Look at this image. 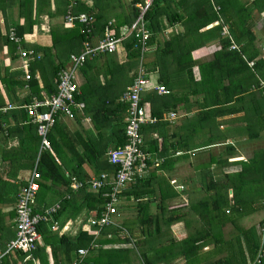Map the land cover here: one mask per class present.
I'll return each mask as SVG.
<instances>
[{
	"label": "crops",
	"instance_id": "1",
	"mask_svg": "<svg viewBox=\"0 0 264 264\" xmlns=\"http://www.w3.org/2000/svg\"><path fill=\"white\" fill-rule=\"evenodd\" d=\"M73 1L75 2V0ZM147 1L144 0L143 4L138 5L140 14ZM210 1L214 10H220L222 7L223 18L221 21L207 26L208 29L202 31L219 25L222 28L219 36L224 37L230 33L233 41L238 38L240 43H235V45L240 51L232 50V52L238 53L242 61L232 60L230 57L218 61L215 57L216 54L221 52V44L218 39L211 40L208 44L191 53L192 59L197 62V66L192 69V80L188 79L187 76L183 78V75H179L180 84L173 91L171 90L168 95H159L153 89L144 92L141 97L142 104L150 116L151 105L148 98L151 92L154 91L159 96L168 99L166 101L167 105L161 107V109L163 108L161 118L154 117L156 119L154 123H146L141 128L143 149L150 156L145 175L147 179L155 175L158 181L155 187L162 189L161 193L155 190L152 194L146 214L152 218L158 216V237L162 235L160 236L162 244L169 246L175 242L179 246L176 247L177 251H174L175 255L168 251L165 254L166 259L161 256L160 259L151 258L148 261L150 264H216V262L230 264V260L227 261L228 255L232 250L240 255L241 248L246 257V263L253 264L248 260L242 236L240 235V242L236 238L237 234L250 228H254L257 233L258 226L264 217V208L262 207V204H264V78L252 71V69H255L256 63L260 60L264 61V0H241L242 4L239 3V0ZM55 2L60 3V1L51 0L50 10L54 15L53 17L39 16L32 32L19 37L21 38L19 45L13 43L16 46L15 54L8 49V46L3 45V42L7 38L6 34L9 29H15L17 24L22 25L24 21L19 19L16 6L7 8L4 12L0 10V75L4 74L5 69H8L11 73L21 71L23 73L22 77H25L26 72L30 75L29 69L33 63L40 61L41 53L34 52L37 57L22 59L19 56V49L33 51L35 46H49L51 43L49 35L53 26L62 25L64 28H69L64 22L69 4L66 8H62L57 6ZM82 2L88 7L93 4V0H82ZM72 12L74 13V9H72ZM114 12V14L110 12L109 15L111 23H114L112 17L120 13L121 9L116 8ZM163 24L166 28L163 29L161 38L165 40H168L171 35H177L183 31V26L179 21L169 24L167 20L163 19ZM124 28L125 26L120 28V32ZM100 38L96 35L94 41ZM246 44L247 49L243 51L241 48L245 47ZM114 53L119 55L120 61L124 60L125 53L122 47ZM155 54V46L147 48L145 53H141L138 66L129 74L132 77V83L141 67L153 86L164 85L163 82H161L162 84L159 82V78L162 77L165 80L169 73L164 76V74L159 73L158 67L153 69V63L158 61ZM213 61H217L219 68L223 70L221 73L223 76L220 75L218 79L221 87H214L212 79H208V83L203 84L205 87L209 86V89L206 90L209 98L205 101L203 96L198 94L202 89V85L199 84L201 76L198 65ZM145 63L150 64L151 67H144ZM250 63L254 65L250 66ZM164 68L167 69L166 71H173L175 67L170 63L168 67L166 65ZM259 68L263 74L264 69ZM76 82L79 95L80 87L83 84L81 70L78 71ZM237 92L238 95L232 96ZM27 93L28 87L25 85L18 97L21 99ZM0 95L7 102L6 91L1 84ZM48 96L46 95L44 100ZM120 98L121 96L119 101ZM20 108H25V106ZM14 109L19 108L8 104L2 109V112ZM155 110L157 112V109ZM172 113L175 114L173 119L170 115ZM28 116L31 120V116L29 114ZM17 121L5 118L1 124L2 128L11 127ZM60 121L65 125L68 134L74 141L76 151L82 154L84 147L78 143L79 136L86 139L90 137L89 131H93L91 120L85 115L84 109L75 110L72 118L62 116ZM18 135V133L7 135L4 131H0V172L8 169V163L1 161V154L18 148L20 138V135ZM110 150L113 149H109L107 153ZM63 151L64 164L71 168L74 165V162H71V155L66 149ZM56 161L58 164L61 163L57 158ZM83 169L89 175V181L103 173L100 175L95 174L94 165L85 164ZM12 175V179H8L9 185L13 184L15 186L19 185L24 177L30 178L31 173L15 172L14 169ZM65 175L68 176V173H65ZM76 181L75 178H72L70 188L73 192L79 189L77 186L79 182ZM239 185L241 186L240 191L237 190ZM225 186H231V188L225 192ZM221 187L223 188L221 189ZM127 189V186L124 187L123 195L120 196V208L116 218L129 215L126 219L128 220L137 216L135 208L137 201L131 196L125 195V192L129 191ZM87 190L92 191L90 188ZM151 190L153 191V187H151ZM197 193L200 194L199 197ZM235 193L236 199L245 202L246 200L257 202V205H253V210L249 209V214H244L243 217L235 214V217H240V219L233 222V220L226 218V216H232L231 209L221 203L217 206L214 202L219 198L224 199V201L225 199L234 201L235 199L232 196ZM17 196L18 193L16 198ZM64 197H67L64 190L52 186L51 194L46 195L44 204H41V199L38 203L34 200L33 209L38 213L55 205H60L61 209V202ZM15 205L12 208L15 209ZM77 207L78 205L71 207L55 219L54 215L60 211L59 209L46 221L41 222L44 223V229H42V232H38L40 237L38 247H45L47 264H81L83 258L88 254L87 251L85 256H81L78 251L87 249L79 248L71 252L72 259L71 262H68L69 248L66 243H60V238L66 237L67 240L75 242L80 232H86L90 236H98L100 231L89 225L91 217L88 215V210L83 208L78 211ZM12 208L9 206L2 208L1 211L7 213ZM229 211L231 212L229 213ZM120 213L122 215H119ZM15 218L11 220L12 238L9 241L15 237ZM116 218L114 227H121ZM175 218H178V220H174L170 225L165 222L167 219ZM201 226L205 227L202 233H200ZM138 227L136 224L132 228L134 235H140ZM146 230L155 233L156 224H149ZM215 236L218 238H215ZM108 237L110 238V236ZM187 237H191L189 246L182 244ZM134 240L132 239L131 243L126 245H113H119L120 248L130 250L132 246L137 245ZM9 241L2 245L4 249H1L0 246V254L4 252ZM113 245L108 246L112 248ZM141 247H143V251L147 249V253L152 249L150 246L144 248V245H142ZM91 248H97V245L92 244ZM189 248L192 249V257L190 262H187L184 253ZM130 256L127 255L122 264H141L138 260H131ZM239 260L240 264H243L242 259ZM25 261V258H20L19 252H10L2 258L1 264H25ZM32 264L41 263L34 258Z\"/></svg>",
	"mask_w": 264,
	"mask_h": 264
},
{
	"label": "trees",
	"instance_id": "2",
	"mask_svg": "<svg viewBox=\"0 0 264 264\" xmlns=\"http://www.w3.org/2000/svg\"><path fill=\"white\" fill-rule=\"evenodd\" d=\"M55 1H60V3H55L62 8H66L69 4V0ZM143 1L144 0H128L123 4L121 0H93L92 6L88 7L82 0H75L76 6L73 8L74 14L86 13L93 17L92 33L90 35L81 33L83 27L78 22H75L72 28H64L62 25L53 26L50 31V45L46 47H33V51L35 53H41L42 57L40 61L31 65L29 69V80L26 81L25 77H22L23 73L21 71L11 73L8 69H5L4 74L0 75V84L5 89L7 96L6 102L0 95V131H4L7 135H16L17 133L20 135L18 148L2 152L1 154V161L8 163V169L0 172L1 249H4L2 245L12 238L11 220L15 218V209L14 207L12 208V206L16 203V194L29 179L24 177L19 185H9V180L12 179V171L14 169L15 172L21 171L26 172V174L32 173L33 169H36L38 173L37 184L39 192L34 200L37 201V203L41 199V204H44L46 195L51 194L52 186L61 188L67 193V197L62 199L60 211L54 215L55 219H57L62 212L69 210L75 205H78V211L86 208L91 218L97 219L100 217L106 204V198L103 194L108 191L110 187L106 186L99 191L92 190L90 192L87 190L89 188L88 184L90 182V177L84 171L83 166L85 164L94 165V169H96L94 173L98 175L102 172L107 173L108 180L112 179L115 175L117 167L110 165L105 155L109 149H116L126 143L125 131L127 123L125 119L128 105L119 101V97L126 87L132 83V77H130L129 74L139 64L138 60L141 55L140 39L131 35L121 43L125 53L124 60L120 61L116 55L117 53L101 54L95 56L93 59L86 60L83 67L80 69L83 84L80 87V94L78 95L77 92L75 96V101L84 105V113L91 120L93 127V131H89L90 137L86 139L81 138L79 134L76 133L79 136L78 143H80V146L84 147V152L82 154L76 151L74 141L68 134L65 125L60 121V117L64 115L59 114L48 133L51 151H43L39 157H37L40 138L36 132V125L29 119L25 111L26 109L20 107H26L34 99L42 101L46 95L56 92L58 75L60 71L66 67L69 55L78 53L82 48V42L85 40L91 42L90 39L92 36L98 35L101 38L103 37L104 30L108 27V23L111 19L109 15L112 9H121L120 13L112 17L114 23L112 22L108 27L109 34L113 37H118L120 28L124 26L130 27L140 15V8L138 5L143 4ZM116 2L119 7L115 6ZM13 6L17 8L19 19H23L24 21L22 25L17 24L15 26L14 30L18 37H22L26 33H31L39 16L47 15L50 18L54 16L50 10L51 0H0V10L2 12ZM213 9L210 0H152L150 6L144 12L143 22L145 28L151 34L145 45L146 50L147 48L155 46V57L158 61L154 62L152 67L153 69L158 67V71L161 75L164 74V76H166L169 73L165 80L160 77L159 82H163V86L170 92L180 84L179 75H183V78L187 76L188 79L192 80V69L197 66V62L192 59L191 53L208 44L211 40L218 39L221 44V52L216 54L215 57L218 61L225 60L227 57H230L232 60H241L238 53L232 52V50L235 49H231L233 44L240 43L238 38H235L236 41H233L230 33L224 37L219 36L222 30L219 25L204 32L202 31L206 29L207 26L219 21V16ZM163 19L167 20L169 24L179 21L183 26V31L177 35H171L168 40L161 38L163 29L166 28L163 24ZM3 45L8 46V49L15 54L16 46L10 42L8 38L4 39ZM241 49L246 51L247 44ZM170 63H172L175 68L173 71H166L167 69H165L164 66L167 65L168 67ZM143 66L151 67L150 64L147 63ZM198 66L201 76L199 84L202 85V89H200L198 94H201L206 101L209 98V94L206 91L209 89V86L205 87L203 84H207L208 79L211 78L216 82L214 77L209 75L214 71V67H216V71H218L220 66L217 61L205 63L203 65L200 64ZM259 67L264 69V61L260 60L255 65V69L257 71L259 69V74L264 78V72L262 74ZM163 71L165 72L163 73ZM219 72L222 73L223 70L220 69ZM170 82L172 83L170 84ZM25 85L28 87V93L20 99L18 96L21 91H23ZM217 85L221 87L219 83ZM235 95H238V92L232 96ZM166 101H168L167 98L159 96L154 91L151 92L148 102H150L151 105L152 118H161L163 113V108L161 109V107L162 105L164 107L167 105ZM141 103L143 102L141 101ZM8 104H12L19 109L9 110L3 113L2 109ZM155 109H157V112ZM75 110L78 109H72L73 114ZM5 118L18 121L15 124L13 123V126L3 129L1 124ZM65 149L69 151L71 155V162H74L71 168L67 167L63 161L62 153ZM13 157L15 158L11 159ZM56 158L61 161L60 164L57 163ZM65 173H68V176H66ZM72 178H75L77 180L76 182H79L77 183L79 189L76 192H73L70 188ZM156 184H158V181L155 175L147 179L144 173V175L140 177L135 176L133 182L127 185V190L129 191H127V193L125 192V195L131 196L137 201L135 205L137 211V225L139 226L138 228L143 240L146 237H158V216L152 218L146 214L152 194H154L155 190L160 193L162 192L160 187L159 189L155 187ZM151 187H153V191ZM222 188L223 187H221V189ZM229 188H231V186H225L224 191L227 192ZM240 189L241 186L239 185L237 190L240 191ZM235 196L236 193L232 196L235 200L230 201V205L228 204V200L225 199L224 201V199L220 198L217 199L214 204L218 206V204L224 202L227 206L234 209L237 216L243 217L244 214H249V209L253 210L251 202L238 200ZM9 206L12 208L11 211L7 213L1 211L2 208ZM262 207L264 208V204H262ZM231 211H229V213ZM263 219L264 217L262 220ZM46 220L47 219H45V221ZM174 220H178V218L167 219L165 222L167 225H170ZM151 223L156 224L155 233L146 230V227ZM42 229H44V223L38 225V232H42ZM99 231L98 236H90L86 232H80L75 242L67 240L66 237L60 238L61 244L66 243L68 245V250L70 252V254H67L69 256L68 262H71L72 259L71 252L79 248L88 250V254L83 258V264H122L124 258H126L127 255L130 256L131 253H133V255L136 254V258L140 260L141 264H150L148 262L149 259L155 258V256L151 254L149 257L145 256L143 250L137 245L134 248L136 251L132 249L103 247L113 244H130L133 239L132 235H134L132 229L125 230L121 227L109 226ZM240 235L245 244L248 260L250 263H253L259 250L258 234L255 232L254 228H250L242 231ZM108 236H110V238ZM237 241L240 242L239 237ZM92 244H96L97 248H91ZM182 244L189 246L191 244V237H187ZM191 250L192 249L189 248L187 252L184 253L187 262H190L192 257ZM19 256L23 259L26 255L19 252ZM34 258L38 259L41 264H47L44 246L37 247V249L31 253V257L25 261V264H32ZM227 258V261L230 260V264H240L239 259H242L243 264H247L242 248L240 250V255L232 250ZM219 263L220 262H216V264ZM260 264H264V257Z\"/></svg>",
	"mask_w": 264,
	"mask_h": 264
},
{
	"label": "built area",
	"instance_id": "3",
	"mask_svg": "<svg viewBox=\"0 0 264 264\" xmlns=\"http://www.w3.org/2000/svg\"><path fill=\"white\" fill-rule=\"evenodd\" d=\"M151 2L152 0L147 1L141 14L136 18L134 23L130 27H125L118 37H113L109 34L108 27L112 24L109 22L102 38L94 41L95 36H92L90 39L91 42L83 41L82 49L78 53L71 54L67 66L60 71L56 93L49 95L46 100L39 101L34 99L25 107L31 116V122L36 125V132L40 138L38 157L43 151H51L48 133L57 116L62 114L68 118H72V109L83 110L84 108L83 104L75 101V96L78 92L76 77L86 60L94 58L97 55L116 52L119 45L131 35L140 39L141 53L146 52L145 45L151 34L145 28L143 14ZM74 6L75 2L71 0L64 16L65 25L72 28L75 22H78L83 27L81 33L90 35L93 29V17L86 13L74 14L72 12ZM6 36L10 42L16 45L21 43V38L16 35L14 29H9ZM236 48L234 44L231 46V49ZM19 56L22 59L37 57L34 51L22 49H19ZM250 66H253V64L250 63ZM25 79H30L28 72L25 73ZM153 89L159 95H168L170 93L163 85L153 86L151 80L146 77L144 69L140 67L132 85L121 95L120 101L128 105L125 119L127 123L125 131L126 143L107 153L108 163L117 167L114 177L108 180V174L102 173L99 177L90 180L88 184L89 188L93 191H99L106 186L110 187L103 194L106 198V204L100 217L97 219H89V225L93 228L101 230L102 228L116 225L115 218L118 215L120 196L124 187L132 183L135 176L140 177L144 175L148 169L150 156L143 149L141 127L146 123H154L156 119L152 118L145 110L144 105L141 103V97L144 92ZM170 115L172 119L175 117L173 113ZM37 179L38 173L34 168L28 182L18 192L17 203L15 205V237L7 243L4 252L0 254V264L2 258L10 252L25 254V260L30 258L31 253L37 249L40 241L38 225L60 209V205H55L41 213L34 211L33 202L39 190ZM257 234L259 250L253 264H260L264 257V219L258 226ZM78 253L81 256H85L87 251L79 250Z\"/></svg>",
	"mask_w": 264,
	"mask_h": 264
},
{
	"label": "rangeland",
	"instance_id": "4",
	"mask_svg": "<svg viewBox=\"0 0 264 264\" xmlns=\"http://www.w3.org/2000/svg\"><path fill=\"white\" fill-rule=\"evenodd\" d=\"M122 1V3L124 4V3H126L127 2V0H121ZM215 3H217L216 1H215ZM239 3H241L242 4V1L241 0H239ZM218 4V3H217ZM213 5V4H212ZM115 6L116 7H119V5H118V3L116 2L115 3ZM221 9H222V7H221ZM214 10V9H213ZM215 11L217 12V15L219 16V21H221V19L223 18V14H224V12L222 11V10H219V9H215ZM219 11H222V12H219ZM215 12V13H216ZM219 12V13H218ZM233 12H235V11H233ZM247 12V11H246ZM115 12H114V9H112L111 10V14H114ZM222 13V14H221ZM228 15L231 17V15L228 13ZM225 17H226V15H224ZM241 16V15H240ZM213 28V27H212ZM206 29H208L207 27H206ZM221 35V34H220ZM228 35V34H227ZM50 36V35H49ZM235 45V44H234ZM236 46V45H235ZM122 47V44H120L119 45V48H121ZM237 47V46H236ZM239 48L237 47L235 50H237V51H240V50H238ZM119 55L117 54V57H118ZM119 61V60H118ZM214 71H212L211 72V77H214V80L216 81V82H214L213 81V78H211L212 79V81H213V84H214V86L215 87H217L218 88V79H219V75H221V73L219 72V71H216V67H214V69H213ZM252 71L254 72V73H256V74H259V70L257 71L256 69H252ZM216 72V73H215ZM216 75H218V76H216ZM238 179V178H237ZM238 181H239V179H238ZM199 193H197V196L199 197ZM260 198V197H259ZM259 198H257L258 200H259ZM246 202H248L247 200H246ZM222 205H226L224 202H222L221 203ZM229 205H230V201H229V203H228ZM247 204V203H246ZM251 204L252 205H257V202H251ZM227 206V205H226ZM229 209H231L232 210V216L230 215V216H226V218H228V219H230V220H233V222H235L236 220H239L240 219V217H235V211H234V209L233 208H230L229 206H227ZM119 215H122L121 213L119 214ZM129 215H124V217L122 218V217H119V218H116L117 219V221H118V223H119V225L121 226V228H124L125 230L127 229V230H131L136 224H137V217L136 218H129L128 220H126L127 219V217H128ZM235 220V221H234ZM204 226L202 227L201 226V230H200V233H202L203 232V230H204ZM139 236H141V235H133V239H135L134 241H136V243H137V246L138 247H141L142 245H144V248L145 247H152V249H151V251L150 252H148L147 253V249H145L144 251H143V254L145 255V256H147V257H149V255L151 254L152 256H155V259H160V256L163 258V259H166L167 257H166V252H168V251H170L171 252V254H173L174 253V255H175V252L174 251H177V249H176V247H179L175 242L173 243V245H167V244H162V241H160V236H162V235H160L159 237H156V238H151V237H146V238H144V240L141 238V237H139ZM144 236V235H143ZM220 236V235H219ZM239 237V240H240V233L239 234H237V238ZM141 238V239H140ZM215 238H218L217 236H215ZM237 238H236V240H237ZM239 242V241H238ZM135 243V244H136ZM135 246L136 245H134V246H132V250L133 251H136V249H134L135 248ZM181 247H185L184 245H180ZM105 248H111L110 246H108V247H105ZM112 248H120L119 247V245H113L112 246ZM141 249L143 250V247H141ZM86 251H88V250H86ZM158 251H159V253H158ZM156 253V254H155ZM130 259L131 260H133V261H136L137 260V258H136V254H134L133 255V253H131V256H130ZM150 260V259H149ZM138 261L140 262V260L138 259ZM81 264H83V260L81 261Z\"/></svg>",
	"mask_w": 264,
	"mask_h": 264
}]
</instances>
